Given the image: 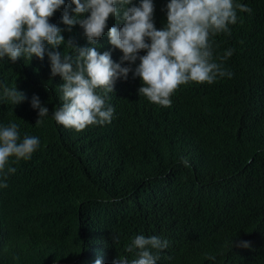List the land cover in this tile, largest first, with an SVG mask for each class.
Listing matches in <instances>:
<instances>
[{
	"label": "trees",
	"instance_id": "obj_1",
	"mask_svg": "<svg viewBox=\"0 0 264 264\" xmlns=\"http://www.w3.org/2000/svg\"><path fill=\"white\" fill-rule=\"evenodd\" d=\"M234 2L251 12L237 9L231 34L211 38L218 63L233 50L223 61L231 78L182 85L161 107L139 95L142 80L130 72L107 94L115 112L103 126L76 131L51 118L64 81L52 76L47 54L0 61V82L26 96L19 105L0 99V123L41 141L31 160L12 164L16 172L0 189V264H113L133 258L125 246L137 234L169 241L159 264H264V0ZM167 3L154 0L157 29L167 23ZM72 7L66 0L50 18L65 40L120 63L107 28L95 44L79 24L67 30L62 17ZM113 26L121 20L109 17ZM63 50L75 70L78 53ZM33 96L49 109L38 125Z\"/></svg>",
	"mask_w": 264,
	"mask_h": 264
},
{
	"label": "clouds",
	"instance_id": "obj_2",
	"mask_svg": "<svg viewBox=\"0 0 264 264\" xmlns=\"http://www.w3.org/2000/svg\"><path fill=\"white\" fill-rule=\"evenodd\" d=\"M71 0V15L66 10L62 23L71 31L79 24L90 44L107 34L114 48L122 52L121 62L115 63L108 51L98 52L96 47H79L66 41L63 31L50 18L65 6L66 0H0V61L15 63L23 58L43 60L47 54L51 74L60 76L62 103L51 114L57 124L82 131L88 126L111 123L115 108L106 104V96L113 93L117 80L140 78L138 92L149 102L170 107L171 97L182 85L190 82L212 85L218 79L231 78L223 61L233 55L227 50L221 62L214 58V41L218 34H231L230 25L237 23V9H251L234 0H168L167 23L157 29L154 23V0ZM109 17L118 18L121 27H108ZM66 45L78 53L76 69L72 55L60 51ZM50 46V48H49ZM146 54L140 55L141 52ZM139 60V64L136 62ZM127 63L129 66L122 67ZM131 65H136L135 69ZM103 93V95L101 94ZM6 98L13 105L26 100L16 87L0 82V99ZM31 107L38 110L39 119L49 115L38 96H33ZM41 147L38 136L21 137L19 125L0 123V189L8 187L7 178L16 172L13 163L29 161ZM14 158V159H13ZM189 166L186 158H181ZM115 244L119 242L116 236ZM234 247L248 248L247 241H233ZM169 247V241L158 236L135 235L125 246L133 258L119 256L113 264H159L160 254ZM209 261L216 257L209 255ZM94 264H102L96 259Z\"/></svg>",
	"mask_w": 264,
	"mask_h": 264
}]
</instances>
